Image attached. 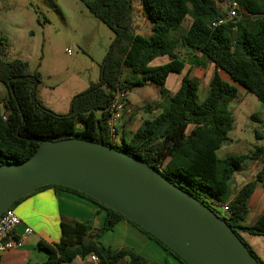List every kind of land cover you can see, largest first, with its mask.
Listing matches in <instances>:
<instances>
[{
	"label": "trees",
	"instance_id": "1",
	"mask_svg": "<svg viewBox=\"0 0 264 264\" xmlns=\"http://www.w3.org/2000/svg\"><path fill=\"white\" fill-rule=\"evenodd\" d=\"M79 1L113 33L114 40L101 65L98 82L90 83L86 91L72 99L68 114H56L36 99L38 74H31L24 61L7 60L0 44V85L6 90L5 97L0 98V166L25 162L41 141L79 138L96 142L155 169L213 210L240 240V233L264 237V213L252 225H243L249 198L258 183H264V147L256 148L251 155L224 159L216 156L231 129L228 104L236 98L237 86L264 105V0H135L150 24L148 38L134 29V0ZM231 2L238 4L239 18L212 27L226 15ZM157 57H167L168 61L151 66ZM208 65L214 72L208 81V93L200 101L201 81L191 77L189 71ZM219 72L232 83L224 81ZM170 74L181 75L173 93L165 88ZM145 85L159 88L162 105L145 106L147 110L156 108L158 113L142 120L133 132H124L121 144H113L106 127L109 105L118 93ZM123 125L125 128L126 123ZM254 134L262 137L258 132ZM247 160L259 161L261 169L237 192L228 204L227 214L221 216L210 202L225 204L222 199L230 180ZM49 188L82 197L98 205L106 215L100 229L91 228L89 222L61 221L57 243H38V249L47 256L40 264L68 263L90 256L98 264H117L123 259L127 264H156L130 249L111 250L101 245L100 238L123 220L181 264H187L142 228L78 191L44 186L34 193ZM34 193L18 200L9 211Z\"/></svg>",
	"mask_w": 264,
	"mask_h": 264
},
{
	"label": "water",
	"instance_id": "2",
	"mask_svg": "<svg viewBox=\"0 0 264 264\" xmlns=\"http://www.w3.org/2000/svg\"><path fill=\"white\" fill-rule=\"evenodd\" d=\"M44 186L65 187L92 198L187 264H259L213 210L115 148L79 138L41 141L25 162L0 166V216Z\"/></svg>",
	"mask_w": 264,
	"mask_h": 264
},
{
	"label": "rangeland",
	"instance_id": "3",
	"mask_svg": "<svg viewBox=\"0 0 264 264\" xmlns=\"http://www.w3.org/2000/svg\"><path fill=\"white\" fill-rule=\"evenodd\" d=\"M137 6L134 0V18L140 23L142 17ZM141 35L149 37V22L147 31ZM113 40V33L79 0H0V44L6 52V59L24 61L31 74H38L35 97L56 114H68L72 99L86 91L90 83L98 82L101 65ZM167 61V57H157L150 65L158 66ZM213 72L211 65L205 69H190L189 75L201 81V94L207 90ZM175 77L171 75L166 80V89L170 88ZM5 95V88L0 85V98ZM132 99L136 104L128 118H134L136 124L158 113L154 107L145 109L146 105H162L154 85L136 89ZM228 110L232 125L227 140L216 151L217 158L251 155L256 148L264 147V105L239 87L236 98L228 104ZM121 132L119 126V137ZM254 132L262 137L257 138ZM116 144H121L120 139ZM233 192L234 185L231 184L222 202H229ZM210 203L216 212H222L221 204ZM252 220L249 215L243 225H249Z\"/></svg>",
	"mask_w": 264,
	"mask_h": 264
},
{
	"label": "crops",
	"instance_id": "4",
	"mask_svg": "<svg viewBox=\"0 0 264 264\" xmlns=\"http://www.w3.org/2000/svg\"><path fill=\"white\" fill-rule=\"evenodd\" d=\"M138 11L142 19L139 23V20L134 18L133 26L136 33L141 35L147 31L148 22L140 6H137V12ZM219 74L224 81L232 83L230 78L225 73L219 72ZM171 75H176V77L171 81L170 88L167 90L170 93H173L178 88L181 75L170 74L169 77H171ZM200 87L201 85L198 88V97L200 101H202L208 93V88L206 91H203V94H201ZM239 87L241 86L238 85L237 90H239ZM136 89L139 88H135L131 92H127V101L132 108V112L134 111V106L136 104V101L132 99V93ZM156 91H158L159 95L158 87H156ZM244 91L246 90L244 89ZM137 109H139V107ZM139 111L140 110H138V112ZM125 123L126 127L124 128L123 124ZM139 124H136L134 118L133 120L128 118L123 121L120 125L122 130L120 137L122 138L124 136V132L126 131L133 132ZM260 169L261 163L259 161L249 160L248 162L247 160L241 168L233 174L229 187L231 184L234 185V195L229 202L234 199L237 192L248 181L255 178V175ZM229 202L223 203L229 204ZM247 205L248 215L246 219L249 215H251L253 220L252 223L245 226H250L264 213V183H258L255 191L249 198ZM13 212L21 221V225L17 228L16 233L21 234L25 226L31 228L32 233L25 238L20 248L0 253V264L43 263L47 256L38 249V243L39 241L57 243L61 237V221L89 222L91 228L100 229L104 224L106 215L105 211L98 205L82 197L59 189L50 188L41 190L25 198L15 206ZM240 237L242 241L254 252L259 261L264 264V237L251 236L245 233H240ZM99 241L101 245L110 248L111 250H120L123 248L130 249L135 254L146 260L155 262L156 264H181L172 255L163 250L154 241L126 220L118 222L110 231L106 232ZM61 264L94 263H92L89 258H76L71 262ZM117 264H127V261L123 259Z\"/></svg>",
	"mask_w": 264,
	"mask_h": 264
},
{
	"label": "built area",
	"instance_id": "5",
	"mask_svg": "<svg viewBox=\"0 0 264 264\" xmlns=\"http://www.w3.org/2000/svg\"><path fill=\"white\" fill-rule=\"evenodd\" d=\"M240 8L236 2H231L226 15L218 19L212 24V27H217L234 19L239 18ZM108 117L106 127L110 141L116 144L120 139L117 133V128L132 115V108L127 101V92L118 93L108 107ZM215 204L218 205L216 201ZM211 205H213L211 203ZM220 205V204H219ZM221 216H225L228 212V204H221ZM21 225V221L13 211L7 210L0 216V253L15 250L22 246L25 238L32 233L31 228L25 226L21 234H17L16 230ZM90 261L98 264V260L94 256L89 257Z\"/></svg>",
	"mask_w": 264,
	"mask_h": 264
}]
</instances>
